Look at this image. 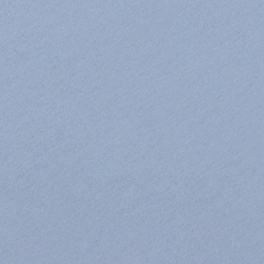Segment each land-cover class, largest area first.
I'll list each match as a JSON object with an SVG mask.
<instances>
[{"label": "water", "instance_id": "95a60500", "mask_svg": "<svg viewBox=\"0 0 264 264\" xmlns=\"http://www.w3.org/2000/svg\"><path fill=\"white\" fill-rule=\"evenodd\" d=\"M0 264H264V0H0Z\"/></svg>", "mask_w": 264, "mask_h": 264}]
</instances>
